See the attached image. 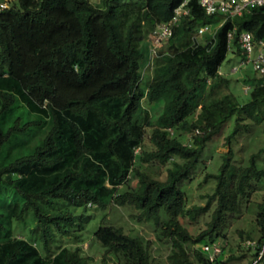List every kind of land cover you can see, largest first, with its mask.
Wrapping results in <instances>:
<instances>
[{
    "label": "trees",
    "instance_id": "1",
    "mask_svg": "<svg viewBox=\"0 0 264 264\" xmlns=\"http://www.w3.org/2000/svg\"><path fill=\"white\" fill-rule=\"evenodd\" d=\"M3 1L0 264H89L93 257L78 245L84 211L111 202L160 229L159 237L170 241L166 264H227L219 257L222 250L211 261L201 248L225 238L228 216L260 194L264 169L258 157L264 148L246 164L234 160L231 148L223 153L216 172L205 175L215 181L205 205H187L179 184L231 117L229 144L248 126L244 120L264 118V75L247 74L245 98H238L219 70L230 49L238 60L243 56L241 31L264 38V6L219 25L223 15L208 14L189 0L166 47L153 54L141 88V62L149 53L141 41L170 20L183 0ZM201 25L213 29L202 42L195 37ZM145 138L150 148H144ZM152 165L163 168V178L149 170ZM213 200L210 221L193 235L181 218L196 219ZM252 220L260 242L264 199ZM70 233L76 245L53 251L55 235ZM238 233L253 239L243 229ZM93 235L123 264H159L151 257V242L122 226L100 224Z\"/></svg>",
    "mask_w": 264,
    "mask_h": 264
},
{
    "label": "rangeland",
    "instance_id": "2",
    "mask_svg": "<svg viewBox=\"0 0 264 264\" xmlns=\"http://www.w3.org/2000/svg\"><path fill=\"white\" fill-rule=\"evenodd\" d=\"M92 1L97 2L100 0ZM211 31H213V29L210 30V32ZM204 34L197 33L195 37L198 41L202 42L205 39ZM147 38L150 41L149 36ZM148 39H143L141 41V48L143 51L148 50L149 52L146 62L144 64L143 61L141 62V70L144 74V77L140 80L141 88H145L146 86L147 77L145 76L146 73L150 74V60L153 56L152 50L148 47ZM165 47L166 43H162L159 47L155 48L157 49L156 51H158L163 50ZM237 61L238 56L232 53L230 49L220 65L219 70L229 78L232 92L238 98H245V94H243V87L246 86V83L243 81L244 77L247 76V74L252 76L258 74H256L249 65L244 66V68L236 72H230L231 66L237 63ZM155 103V106L158 108L157 111H160L163 106V101L159 100ZM158 113L159 112H156L154 116ZM233 121L234 117H231L222 130L212 137L204 148L200 160L191 170L189 178L180 181L179 186L185 193L187 205L206 204L208 195L214 190L215 181L211 177L205 178V175L207 173L216 172L218 166L221 164L222 154L228 151L229 148H231L234 153V160L241 164H246L248 156L251 153L257 152L260 148H264V118L258 122L244 120V123H247L248 126L241 127L237 136L231 141V144H229L225 137L230 132ZM143 146L144 148H150L146 138ZM258 164L264 169V149L260 152ZM149 170L157 177H164L162 167L152 165ZM131 183L135 185V179H132ZM258 189L260 194L258 195L256 193L251 196L247 209L242 210L239 214L234 213L228 216L226 226L223 228L225 238L221 237L217 240L223 251L219 257L227 262V264H244L252 259L251 252L247 251L242 246L244 239L240 237L238 229H243L250 237L257 238L258 232L252 219L257 212V203L264 199V178H262V181L259 183ZM215 203V200L211 201L206 213L200 214L196 219L191 220L189 217L181 218V222L186 225L190 233L196 235L206 227L207 222L211 219V213ZM84 212L86 216L85 226L81 232H79L82 241H80L78 245L82 248L84 253L93 257V260L89 264H118L119 262L123 264L122 256L118 259L113 253L106 252L105 247L95 239L93 232L100 224L122 226L125 232L131 235H139L143 241L149 240L151 242V257L154 259L153 262L159 264L167 263L166 255L169 252L170 241L167 238L159 237L160 229L156 228L152 223L134 219V216H132L133 209L126 206L121 207L111 202L105 208L89 206ZM71 236V233L68 236L56 234L55 242L52 244L53 251L64 245L75 246L76 244L72 241ZM188 245V251L192 253L194 245Z\"/></svg>",
    "mask_w": 264,
    "mask_h": 264
},
{
    "label": "built area",
    "instance_id": "3",
    "mask_svg": "<svg viewBox=\"0 0 264 264\" xmlns=\"http://www.w3.org/2000/svg\"><path fill=\"white\" fill-rule=\"evenodd\" d=\"M189 0H183L179 6L174 9L171 19L159 23L149 35L150 46L153 54L156 52L155 47H159L172 34L173 25L181 18L182 15L188 13L186 4ZM204 11L208 14L219 13L222 21L232 18L247 11L251 6H264V0H197ZM5 2L0 3V10L4 7ZM209 28L208 25H201L197 29L198 34L205 33ZM234 29L227 32V48H230V41ZM238 44L243 51V56L239 58L237 63L233 64L230 72H236L244 66L249 65L253 71L260 75H264V38L254 39L253 34L249 31H241L238 34ZM155 48V49H154ZM248 85L243 89L246 91ZM242 246L246 250H250L251 260L244 264H264V240L258 242L256 238H247L243 241ZM202 251L207 254L209 260L213 261L220 254L222 248L219 243H204Z\"/></svg>",
    "mask_w": 264,
    "mask_h": 264
},
{
    "label": "crops",
    "instance_id": "4",
    "mask_svg": "<svg viewBox=\"0 0 264 264\" xmlns=\"http://www.w3.org/2000/svg\"><path fill=\"white\" fill-rule=\"evenodd\" d=\"M148 47H150V42L148 41Z\"/></svg>",
    "mask_w": 264,
    "mask_h": 264
},
{
    "label": "clouds",
    "instance_id": "5",
    "mask_svg": "<svg viewBox=\"0 0 264 264\" xmlns=\"http://www.w3.org/2000/svg\"><path fill=\"white\" fill-rule=\"evenodd\" d=\"M148 39V38H147ZM148 41H149V39H148ZM150 42V41H149ZM150 48H151V46H150Z\"/></svg>",
    "mask_w": 264,
    "mask_h": 264
}]
</instances>
